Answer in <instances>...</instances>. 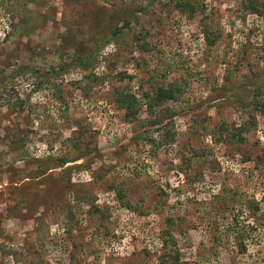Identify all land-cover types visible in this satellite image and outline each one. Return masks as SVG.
I'll use <instances>...</instances> for the list:
<instances>
[{
	"label": "rangeland",
	"instance_id": "1",
	"mask_svg": "<svg viewBox=\"0 0 264 264\" xmlns=\"http://www.w3.org/2000/svg\"><path fill=\"white\" fill-rule=\"evenodd\" d=\"M0 264H264V0H0Z\"/></svg>",
	"mask_w": 264,
	"mask_h": 264
},
{
	"label": "trees",
	"instance_id": "2",
	"mask_svg": "<svg viewBox=\"0 0 264 264\" xmlns=\"http://www.w3.org/2000/svg\"><path fill=\"white\" fill-rule=\"evenodd\" d=\"M159 93H160V95H159ZM159 93H158V97L156 98V102H158L159 99H161V98H165V97L172 98V94L171 93L170 94H166V93L161 92V91H159ZM135 100H136V98L133 95H130V94L129 95L119 94V97H117L116 101H117L118 105L127 106L128 107V106H130V103L134 102ZM64 163H65V161H64Z\"/></svg>",
	"mask_w": 264,
	"mask_h": 264
}]
</instances>
